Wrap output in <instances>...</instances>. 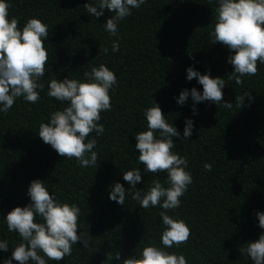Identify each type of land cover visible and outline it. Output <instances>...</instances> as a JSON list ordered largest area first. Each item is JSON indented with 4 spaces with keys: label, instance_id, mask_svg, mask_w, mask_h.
Here are the masks:
<instances>
[{
    "label": "trees",
    "instance_id": "obj_1",
    "mask_svg": "<svg viewBox=\"0 0 264 264\" xmlns=\"http://www.w3.org/2000/svg\"><path fill=\"white\" fill-rule=\"evenodd\" d=\"M10 2L9 16L18 20L19 28L33 17L48 25L44 43L49 59L40 99L32 104L18 98L7 113H0V239L9 243L8 251H0V260L9 258L20 242L16 232L7 230L3 217L30 203L26 193L34 179L45 181L61 202L81 209L78 231L88 245L78 241L58 264H117L107 260L117 251L123 264L144 246H159L164 228L159 205L142 208L131 191L124 205L109 199L114 183L129 187L123 172L143 168L134 135L146 130L143 113L154 101L180 132L173 138L172 151L188 160L186 170L193 178L180 206L168 210L187 223L191 234L187 243L169 251L183 253L187 264H253L240 249L264 232L255 215L264 212V64L258 62L257 73L242 77L241 84L229 79L233 66L228 57L233 53L220 42L212 43L210 36L216 0H147L119 22L117 52L111 47L117 37L103 28L113 13L91 16L83 7L88 0ZM100 64L114 71L118 84L110 91L111 110L100 114L104 132L89 134L97 141L93 149L97 166L81 167L75 158L62 157L44 143L38 130L50 113L65 106L47 95L48 82L65 77L83 80L85 72ZM189 66L223 78L222 102L232 103V108L196 102L193 114L191 96L177 104L181 90H203L196 78L186 79ZM246 92L249 96L238 108L235 99ZM186 118L194 127L185 140ZM205 162L210 171L204 170ZM166 176L142 172L136 189L147 191L154 179L164 183Z\"/></svg>",
    "mask_w": 264,
    "mask_h": 264
},
{
    "label": "clouds",
    "instance_id": "obj_2",
    "mask_svg": "<svg viewBox=\"0 0 264 264\" xmlns=\"http://www.w3.org/2000/svg\"><path fill=\"white\" fill-rule=\"evenodd\" d=\"M147 0H88L83 5L87 13L95 18L104 15L105 11L113 13L103 24L111 36L112 51H119L118 24L132 14V9H139ZM216 22L210 33L212 43H222L233 54L228 63L233 66L229 79L236 84L242 83V77L257 73V63L264 64V0H216ZM10 0H0V113H7L18 98L35 104L44 89L41 79L45 75V65L49 53L44 41L49 36L48 25L39 18H29L22 28L18 20L9 16ZM108 51L107 48L104 49ZM196 78L202 85V92L193 87L181 90L176 102L183 105L189 96L193 101L192 111L196 114L195 103L210 101L232 108V103L222 102L225 80L201 74L192 66L186 69V79ZM117 77L113 70L104 64L93 66L90 72L84 73V79H52L48 82L47 95L64 103L62 109L50 113L47 122L39 125L38 136L49 144L60 156L75 158L81 167L97 166V152L93 149L97 141L89 134L99 136L104 132L101 112L111 110L110 91L117 86ZM236 97L238 108L244 98ZM146 119V130L137 132L135 149L138 150V162L143 168H133L122 173L123 180L129 187L114 183L109 190V199L119 205L125 204L126 193L131 191V198L140 207L160 206L159 213L164 226L160 235V244L144 246L139 255L124 259L123 264H187L183 253L169 251L187 243L191 229L178 217L168 214V210L180 206L182 197L192 184L193 178L187 171L188 160L172 151L176 147L173 138L180 132L169 123L162 114L161 108L154 101L143 113ZM193 121L186 118L183 137L192 135ZM205 171L211 170L207 162ZM142 172L158 174L166 172V180L161 183L154 179L147 191L137 190ZM165 184L167 186H165ZM30 203L24 207H14L3 217L9 232H16L20 242L12 248L11 256L0 260V264H57L71 255L72 246L79 241L82 246L88 245L85 234L78 231V217L81 209L75 204L61 202L48 190L45 181L34 179L27 188ZM259 228L264 229V212L255 213ZM9 243L0 239V251H8ZM253 264H264V232L258 239L246 243L240 249ZM121 261L120 253L107 255V260Z\"/></svg>",
    "mask_w": 264,
    "mask_h": 264
}]
</instances>
